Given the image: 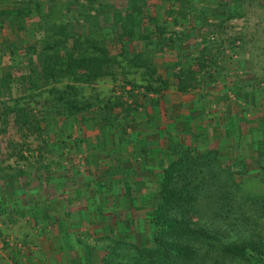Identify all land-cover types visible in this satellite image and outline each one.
Returning a JSON list of instances; mask_svg holds the SVG:
<instances>
[{"label": "rangeland", "instance_id": "obj_1", "mask_svg": "<svg viewBox=\"0 0 264 264\" xmlns=\"http://www.w3.org/2000/svg\"><path fill=\"white\" fill-rule=\"evenodd\" d=\"M69 1L0 0V115L6 106L20 107L29 99L37 103L34 113L41 111L40 93L50 88L42 87L38 80V89H31L30 82H21V77L28 76L30 62L45 43L53 41L52 29L70 23L69 34L89 33L83 22L75 21L76 7ZM230 1L146 0L145 16L168 24L164 38L152 36L153 44L146 47L144 42L136 44L151 71L145 66L129 67L124 58H118L120 64L112 69L113 76L73 84L76 99L90 105V110L77 118L88 127L81 128V135L79 126L73 128L70 140L65 138L66 143L54 150L55 158L60 149L66 155L55 168L58 174L53 184L69 185L60 199L65 207L58 216L63 222L51 226L54 234L59 232V224L82 225L86 230L79 234L80 238L100 253H104L106 241L94 235L109 228L120 232L126 241H141V235L147 236L144 211H126L121 199L119 209L108 205L103 217L97 215V208L88 202L92 194L86 179L110 176L133 184L145 182L153 190L160 167L174 158L167 148L169 143V148L195 144L199 150L219 145L222 153L225 151L222 161H227L226 149L232 145L235 149L231 164L235 162L238 169L240 163L246 164L245 174L236 176V181L250 191H264V182L255 176L258 165L264 166V0H233V5ZM233 6L238 11L228 17ZM174 17L178 24H172ZM160 40L163 44L156 46ZM177 77L190 86L178 90ZM149 84L151 90H146ZM105 113L107 121L114 125L111 129L103 128ZM186 118L189 130L183 127ZM3 128L0 121V177L11 176L22 167L35 173L29 164L7 158L9 139L1 135ZM58 129V136H62L65 128ZM152 149L157 154L152 155ZM255 151L262 157L255 156ZM29 161L34 164L32 158ZM7 192L12 213L9 220L0 221V264H14L22 257L24 246L36 243L38 236L54 242L48 234L37 233L32 227L35 223L23 217L32 195L26 190ZM137 205L140 203L135 201ZM94 220L99 222L91 223ZM100 260L102 263V257ZM20 263L21 259L15 262Z\"/></svg>", "mask_w": 264, "mask_h": 264}, {"label": "trees", "instance_id": "obj_2", "mask_svg": "<svg viewBox=\"0 0 264 264\" xmlns=\"http://www.w3.org/2000/svg\"><path fill=\"white\" fill-rule=\"evenodd\" d=\"M69 2L76 7L75 21L83 22L89 33L69 34L70 23H61L52 29L53 41L45 43L30 62L28 76L21 77V82H30L31 89H38V80L43 83L42 87L50 88L40 93L39 100L44 99L39 103L41 111L35 114L37 103L29 99L20 107L6 106L0 115L4 126L1 135L9 139L7 158L23 161L36 171L29 172L22 167L11 176L0 177V221L11 217L9 189L26 190L32 195L23 209L26 211L23 217L35 225L52 226L63 222L58 216L65 207L60 199L69 185L53 182L58 174L55 168L58 169L56 166L66 154L60 149L55 158L54 150L66 139L70 140L73 128L79 126L80 135L81 128L87 129L88 123L79 122L77 118L90 110L89 104L76 99L77 88L73 84L113 76L112 69L120 64L118 58H124L129 67L145 66L151 71L147 61L142 59V52H137L136 44L144 42L146 47L153 44L152 36L164 38L168 25L166 21L160 24L159 20L145 16L146 0ZM237 11L233 6L228 17L236 15ZM172 24H178L177 20ZM162 44L160 40L156 46ZM113 49L118 52L114 53ZM32 50L36 52L35 48ZM177 79L178 90L190 86L183 83L181 77ZM63 81L71 84L63 86ZM58 84L61 87H57ZM149 86L146 90H151ZM107 120L105 113L103 128L111 129L114 125ZM183 122L187 130L189 118ZM176 124L175 121L173 127ZM60 126L65 128L62 136H58ZM169 147L170 143L167 148L174 158L160 167L153 190H149L145 182L133 184L127 179L113 180L110 176L86 179L87 190L92 194L88 202L97 208V215L103 217L108 205L113 210L119 209L121 199L126 211L143 210L145 213L143 224L147 236L141 235V241H126V237H120L121 233L112 228L94 235L106 241L102 264H264V191H250L236 181V176L245 174L246 164L240 163L239 169L235 162L231 164L230 156L234 155L235 148L229 146L228 159L222 161L225 151L222 153L219 145L201 150L195 144ZM153 150L151 154H157ZM255 156L262 157L261 152L255 151ZM263 172L264 166L259 164L255 176H259L260 182H264ZM69 184L72 186L71 182ZM135 201L140 205L135 206Z\"/></svg>", "mask_w": 264, "mask_h": 264}, {"label": "crops", "instance_id": "obj_3", "mask_svg": "<svg viewBox=\"0 0 264 264\" xmlns=\"http://www.w3.org/2000/svg\"><path fill=\"white\" fill-rule=\"evenodd\" d=\"M57 225L54 226V228ZM39 234H48L54 242L38 236V241L29 247L24 246L22 264H102V253L96 252L88 242L80 238L81 232L86 230L82 225L59 224L54 231L49 225H35ZM81 228V231H79ZM89 229V227L87 226ZM88 237V236H84ZM18 259L15 262H20ZM21 264V263H20Z\"/></svg>", "mask_w": 264, "mask_h": 264}]
</instances>
